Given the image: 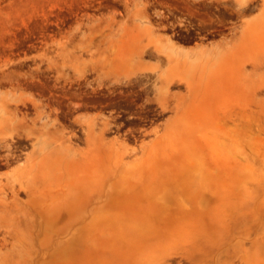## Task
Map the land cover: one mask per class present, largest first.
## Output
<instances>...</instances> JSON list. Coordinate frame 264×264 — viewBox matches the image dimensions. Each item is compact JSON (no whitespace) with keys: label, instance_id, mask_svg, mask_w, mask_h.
Returning a JSON list of instances; mask_svg holds the SVG:
<instances>
[{"label":"rangeland","instance_id":"374dc122","mask_svg":"<svg viewBox=\"0 0 264 264\" xmlns=\"http://www.w3.org/2000/svg\"><path fill=\"white\" fill-rule=\"evenodd\" d=\"M82 1L85 0H0V105L5 104L8 107H17L19 101L15 102V100L21 98V95L16 92V89L14 87H10L11 83L9 82L10 79L14 77V75L9 74H14V72L19 68L18 64L14 62V58L16 57L15 52L18 49L17 44L21 36V32L19 31L18 27L23 25L25 27L23 33L29 34L31 33V30H29V28H40V23L44 19L40 20L38 18H48L49 16L46 13L50 9H61L64 7L78 8L79 4ZM188 1H196L197 3V1L200 0ZM204 1V4H213L215 7L217 6L222 8L230 7L236 12H242V10H245L244 12H246L247 14H233V19H235V21L231 23L230 30L233 31L232 35L230 34V39H228L229 37H219V39H217L215 42H212L208 45H203V43L201 42L200 44H195L194 46L189 47L180 45L177 47L174 43L171 42L176 47V50L178 51V54L180 55V58L182 60L179 66H177L176 70L173 69L171 71L172 73L177 72L180 77L188 80L192 84L191 91L189 92L187 90L186 84L183 82L179 83V85H171V90H178L180 93H182V98L186 97L184 98L186 101L180 100L181 102H179L178 100L179 104H181L178 107H175L172 105L175 101L170 99V104L172 102L173 103L166 110L162 109L163 111H161L162 115L165 116L162 121L155 127L146 128V132L144 135H134V137H136L135 141H129V145L136 147L137 150L135 153L131 152L129 154H126L122 160L125 162V164H131L133 166L132 175H130L129 180L131 181L132 185L135 183L132 186L134 190L139 191L144 188L145 190H148L145 191V193L143 192L141 194V196H143V198L146 197L147 200L146 198L142 199V197L139 195L137 196L138 201L136 200V198H134L133 200H129V202L128 200L118 201V203L115 202L113 204H110V207L109 205H106L107 203H103L102 214H105L102 216V218L104 219V224L101 231V251L99 253L98 259L92 264H160L161 262L162 264H218L216 262L217 259L222 260V262L224 263L231 259L233 261V264H246V260L250 259L251 261L252 259L255 264H264V27L252 26L250 33L251 37L247 38L249 41L246 40V42L248 44H252V46L241 51L238 50V52L240 53H238L239 58L246 60L244 69L245 71H247V73L252 67L251 61H254L261 65L260 66L258 64L256 68L257 70L253 74H250L254 78L247 79L244 76L240 79L230 78V76H227L229 75L228 68L224 66H218L217 69L216 66L209 64L210 62H207L208 60L213 61V59H215L211 51L215 46L234 41V48L235 46L237 47L238 42H236L235 39L238 35L237 33L239 32L238 28L240 30V25L242 23L252 19V17L255 14H258L261 10H263L264 12V0H224L217 2L216 0ZM237 1L240 3H243L244 1L245 2L242 5H239ZM130 6L134 10L132 16L130 17V20L116 22L113 16H106L105 18H101L94 15L87 16L85 19H73L71 21V26L68 27L67 31L62 32L60 35L56 36V38L54 39V45L51 46V49L48 50L47 53L38 54V56H40L41 61L45 58L48 67L51 69H55L58 73H70L73 81H78L81 77L87 76V73L109 72L128 74L125 71L115 70L113 65V63L116 62L115 60L118 61V58H120L119 54H122L123 52L117 49V44L119 42V45L121 44L120 39L123 40L122 43L130 40L131 36L138 32V29H143L145 26H148L150 28L152 27L154 37L162 38V42H167L165 38L168 37H164L163 35L159 34L162 29H158L155 27L156 25L150 24L148 21L144 20L142 16V10L147 7L145 0H131ZM261 19L264 21V18ZM32 31H34L35 33L37 32V30ZM146 39L147 38L145 36L141 37V40L143 41H146ZM168 42L170 43L169 37ZM218 42L221 43L216 45V43ZM246 50L248 51L245 53ZM249 51H251V53ZM127 54H124L123 52L121 56H125L124 58H127V61L131 60V62H124V65L126 63L125 67H131L133 64L132 60L134 61L135 56L133 57L129 54L127 56ZM116 57L118 58L116 59ZM257 59L259 61L261 59V61L259 62ZM81 61L85 62L86 64L84 73H79L76 70V66H82ZM92 66H94L95 69H92ZM165 68V64H162L161 69L164 70ZM209 68L213 70L211 71ZM224 68L225 70H223ZM258 68H261L260 70L262 72L259 71ZM146 71L139 72L137 74L140 75L145 73ZM149 71L155 73L152 70ZM218 71L220 74L218 73ZM214 72L216 74H212ZM154 77L155 81L156 73ZM226 77L228 79H226ZM248 80L251 82H249ZM156 97L158 96H154L153 100L151 98V101L155 100L157 103V99H155ZM73 99L76 100L75 98ZM190 99H194L195 103L192 104V101ZM231 111L234 115V111L237 112L236 115L239 117H237L236 115L235 117L233 114L231 115ZM242 111L244 114L242 113ZM222 113H224L225 115ZM245 114L246 116H243ZM89 115L92 116L94 114H83L78 115V117L81 116L83 118ZM95 115L103 117L98 113H95ZM186 115L187 117H185ZM209 115L211 117H209ZM228 115L233 116V118H230L231 116L228 117ZM179 116L183 121H188L189 119H191L189 121L192 122L193 119V122L190 123L191 125L194 124L195 126L193 125V128H191V125L188 126L186 122L177 120V118H180ZM182 117H185L187 119L184 120ZM234 117L237 118L238 123L235 122L237 120L234 119ZM249 117H252L251 119L253 120V122H250L251 119ZM228 118L234 119L235 121L232 120L231 122V120H229ZM175 121H177L178 123H175ZM245 122L247 125L244 124ZM199 123L203 124V126ZM232 123L234 125H231ZM175 124L185 126L176 128L172 126ZM235 124L237 126H235ZM253 124H256L257 127ZM196 125L198 126L196 127ZM236 127L240 128L237 129ZM73 128H78V126L73 125ZM124 129V127L118 129L117 132L114 133L115 136L120 140L127 141L128 138L132 140L133 135H131V132L133 130L130 128V132L126 130V133H123L122 131ZM109 134L110 133L108 132L106 135L108 136ZM227 134H229V136ZM181 137L183 139H181ZM150 139L159 142V144L153 147L154 150H152V153L150 152V146L152 145L151 143L147 142L144 146L142 145L147 140L151 141ZM142 141L143 143H141ZM171 143L174 146L177 145L176 148L172 147L173 145L171 146ZM185 144L188 145H186L188 148L184 146ZM79 145L83 146L82 142L79 143ZM140 145H142V147ZM165 149H167V152L165 151ZM186 150L190 151V155ZM170 151H172V153ZM166 155L168 156L166 157ZM186 157H188V162L187 159H185ZM106 162H108L109 165H107ZM114 162L115 160L113 159H103L102 176L104 182H106V188L111 186L113 189L118 190L121 189V186L123 188V185H125L126 183H120L121 180L119 179L122 178V176L120 175L121 172H111L110 169L113 167ZM182 162H186V164H182ZM184 169H186V172L188 170L187 173L191 174L189 175L190 179L188 178V180H193L194 183L197 184L198 188L202 190L201 192L209 198L208 202H203V206L200 207L201 211L210 215L209 220L224 221L225 223H229V230L226 233L228 235H225V238L223 237L224 242L226 241L227 243H225V245L219 251L216 250L213 253L204 252V254L189 253L188 259L184 255H182V253L185 251L184 249H187V246L189 247L191 242L194 241L195 237H193V233H189L183 230L181 221L185 219H181L179 216H177V214L175 215V213H177L175 212L173 214L174 217L173 215H166L168 216V218L166 216H163V220L164 217H166L167 222H157L162 218L159 217V214H165L162 207V211H159L161 210L159 208L160 205L163 206V201H165L162 199L163 194L166 195L168 191L174 192L175 189L178 188L179 179L184 173ZM10 172H12L11 167L0 168V176H3L5 173ZM108 174H110V177H112L107 180L108 177L106 175ZM118 175L120 176L117 178ZM140 177L143 178L140 179ZM150 179H153L154 181L152 184H149L147 182V180ZM172 180L174 182L170 183ZM165 181L167 182L165 183ZM111 182L114 183L112 184ZM139 184L144 188L140 187V189ZM153 184L157 189L153 186ZM174 184L175 186H173ZM149 185L150 187L148 189ZM163 185H169V187L171 185L170 190L169 188H167L168 190L164 189V191L166 190V193H162ZM172 186L176 188H172ZM154 188L155 193L159 192L160 196H158L157 193L156 195L155 193L153 194L154 190L152 191V189ZM149 190H151L152 193ZM148 192H150L152 196H150V194H147ZM134 193H136V191H134ZM148 195L150 196L151 200L148 198ZM152 198L156 200L158 198L160 204L158 201L153 200ZM149 201L151 204L149 203ZM170 201H174L175 203H171L169 202V200L166 201L167 205L170 204L168 208L177 211L175 206L173 207V204H177L180 199H178L177 201L176 197V201ZM148 203L150 204V209L152 208V203L153 207H155L154 205H159L158 211L160 213H158L157 210L152 211L153 208L151 210L152 212L148 211L147 213L145 210H147L146 208L148 206ZM171 205L172 207L170 208ZM139 206H142L141 210L139 209ZM143 206H145V208H143ZM116 207H118L117 210ZM126 207L127 209L128 207H130V209L127 210ZM134 209L136 211H134ZM138 209L140 210V214L136 213L139 211ZM114 210L117 211L118 215L116 214V212L113 214ZM143 212L146 214H143ZM124 213L127 218L129 217L128 219L124 216ZM110 215L116 217H112ZM138 216H140L141 218H138ZM172 217L173 219L171 220ZM149 218L153 219L154 222H157L158 224H154L153 220L150 219L152 221V225H149L148 223L151 222ZM157 218L159 219L157 220ZM106 219L107 221L110 220L111 222L113 219V223H107ZM145 219H147L146 221L149 220V222L147 223L148 226H145ZM187 219H191L193 221L198 218H186V220ZM170 220L171 223L169 222ZM120 221L122 223H120ZM124 221H126L125 223H127V225H125ZM129 221H131L130 224L134 221L135 222L131 226L130 224H128ZM117 223L119 225H117ZM135 223H137V225ZM166 223L168 224L166 225ZM139 224H143L140 225V230ZM120 225L121 231L119 228ZM133 225H136L135 227H138V229L134 228ZM185 225V227H187V229L189 230L190 227L192 228L191 225L193 224ZM200 225L203 226L205 232H210L208 234L214 236L216 240H218V238L221 236L220 233L223 230L221 224H219V226H216L214 224L209 225L208 223H206V225H204L200 223ZM216 228L217 230L219 229V231L215 232ZM149 229L153 230L150 231ZM163 229L166 230L163 231ZM141 230L143 231V237H145V235L148 236L149 233H152L153 231H156L158 234H155L154 236L153 232L152 236L151 233L149 235V237L151 238H143L142 234L139 232ZM158 230H160V233L158 232ZM136 233L137 235H135ZM1 234L2 233L0 231V241ZM138 236L141 237L139 238ZM256 237H261L260 241H258L259 244L253 243ZM47 238H52L51 226L49 225H47L44 229L42 228V231H40V234L37 238L35 237L34 241L36 242V240L39 239L45 240ZM23 239L26 240L28 239V237L23 236ZM237 240H240L241 243L239 244ZM196 241L200 242V240L197 239ZM224 248H228L229 253H234V255L231 258L229 256H226L227 253H225ZM259 249H262L261 252L259 251ZM4 251L5 246L0 245V261L4 258ZM217 251L218 253H216ZM169 252L171 253L169 254ZM167 254H169V256L173 254V256L169 257ZM164 255L169 257H166L168 261L167 259H163L165 257ZM47 257H50L52 259H48L45 257L46 259L43 258L42 261H44L45 263L47 262L46 264H48L50 260L52 261H50V264L55 263L52 256ZM198 257L201 259L198 263H196ZM19 258L23 259L24 255L21 254Z\"/></svg>","mask_w":264,"mask_h":264},{"label":"bare ground","instance_id":"6f19581e","mask_svg":"<svg viewBox=\"0 0 264 264\" xmlns=\"http://www.w3.org/2000/svg\"><path fill=\"white\" fill-rule=\"evenodd\" d=\"M217 1H224V0H216V2ZM238 3H239V5L243 4L240 2H238ZM261 18H264L263 10H261L258 14H255L252 17V19L247 20L240 25L241 29L239 30V28H238L239 32L237 33L238 35L236 36V39H235V41L238 42L237 47L235 46V48H234V41L226 42L225 44H219L218 46L212 48V50H211L215 59H213V61L208 60L207 62H210L209 64L216 66V68L218 66H224V67L228 68L229 72L228 71L227 72L229 75H227V76H230V78L240 79L243 76L246 77L247 79L254 78L250 74H253L257 70L256 68H257V65L259 63L251 61L252 67H251L250 71H248V73H247V71H245V69H244L245 68L244 64H245L246 60L239 58L238 50L241 51V50L250 48L252 46V44H248L246 42V40L249 41L247 38L251 37L250 33H251V27L252 26L264 27V21ZM235 31H237V30H235ZM142 36H145L147 38L146 41L141 40ZM253 38H252V40H253ZM131 39L127 40L126 42H123V43H122L123 40L120 39L121 44L119 45L120 42L117 44L118 47H120V48L117 47V49L120 51H123L124 54L125 53L127 54V52H128L129 55H132L133 57L135 56L134 61L132 60V62H133L132 66L131 67H125L126 63L129 61L131 62V60H129V57H128L129 61H127L126 60L127 58L126 59L124 58L125 56H121L123 54V52H122V54H119L120 58L116 57V59L118 58V61L115 60L116 61L115 63L112 62L113 59H112V61L109 60L110 62L113 63L115 70L125 71L127 73H132V74L144 72L146 70H152L153 72L156 73V80H159L162 84V85L157 87V91H158L157 96L158 97H156L155 99H157L158 105L161 107V109L166 110L173 103L172 102L170 104L169 101L171 99V100L175 101L172 105L175 107H178L181 104V103L179 104V102H181L180 100H185L184 98H186V97L182 98V93H180L178 90H171V88H170L171 85H175V84L179 85V83L183 82L186 84L187 90L190 92L191 88H192V84L188 80L180 77V75L177 72L172 73V71H171L173 69L176 70L177 66H179V64L182 61L180 58V55L178 54V51L176 50V47L171 42L170 43L168 42V37L165 38L167 42H162V40H161L162 38H160V37L159 38L154 37L152 27L150 28L148 26H145L143 29H138V32L133 34L131 36ZM124 41H125V39H124ZM248 50H250V49H248ZM248 50H246L245 53ZM249 52L251 53V51H249ZM118 53H121V52H118ZM128 54H127V56H128ZM145 57H150L151 59H153V62L145 61L144 60ZM163 58H165V66H166V68L164 70L161 69L162 63L164 62ZM260 61H261V59H260ZM124 62H126L125 65H124ZM81 63H82V66H79V65L76 66V70L79 73H84V70L86 68V64H85V62H82V61H81ZM129 65H131V64H129ZM109 66H111V65H109ZM127 66H128V64H127ZM110 68H112V67H110ZM92 69H95L94 66H92ZM219 69H220V67H219ZM260 69H259V71H261ZM210 70L212 71L213 69H210ZM223 70H225V68ZM227 72H226V74H227ZM155 73H154V75H155ZM218 73H219V71H218ZM212 74H216V73L214 72ZM213 76H216V75H213ZM226 79H228V78L226 77ZM156 80H155V82H156ZM249 82H251V81H249ZM240 83H241V81H240ZM147 85H149V84H147ZM260 85H261V83H260ZM260 88H258V89H260ZM245 89H247V88H245ZM143 91H144V89H143ZM153 99L154 98H152V100ZM19 100L20 99H16L15 102L19 101ZM178 100H179V102H178ZM190 100L192 101L191 102L192 104L195 103L194 99H190ZM176 109H178V108H176ZM28 110L29 109H27V111ZM230 113H231V115L233 114L232 111ZM234 113H235V115L237 114V112H235V111H234ZM242 113H243V111H242ZM18 114H20V112H18L17 107H8L5 104L0 105V168L11 167V170H12V172L5 173L3 176H0V231L2 233L0 245L5 246L4 258L1 259L0 264H42L44 262V261H42L43 258L46 257L48 259H52V258L47 257V256L53 257V261L55 262L54 264H92L93 262H95L98 259L99 253L101 251V231H102V226L104 224L103 223L104 219L102 218V216L105 214V213L102 214L103 203H107L106 205H109V207H110V204H113L115 202L118 203V201H127L128 200V202H129V200H133L134 198H136V200H137V196H139V195L141 196V194L143 192L145 193V191H148V190H145V188L140 184H139L140 185L139 188L143 187L144 189L140 188L141 190L138 189L139 191L133 189L132 186L135 183L132 185L131 181L129 180L130 175H132L133 166L131 164H125V162L122 160L126 154H129L131 152L135 153L137 148L134 146H130L129 142H127L126 140H120L116 136H107L106 134L110 131L109 119L105 118V117H100V116L95 115V114L92 116L89 115V116L83 117V118L81 116H79V117L77 116V118H74L73 122L76 124V126H78V128L70 129L71 130L70 134H68V132L65 131L63 128H58V127L54 126V124H52L53 129H51V130L47 129L45 127V124L42 127H36V120L37 119L29 120V119H27V117L25 115L19 116ZM191 114H192V112H191ZM222 114H224V113H222ZM77 115H79V114H77ZM81 115H82V113H81ZM187 115L185 117H187ZM231 115H228V117ZM238 115H239V113H238ZM252 115H253V113H252ZM205 116H207V115H205ZM226 116H227V112H226ZM243 116H246V114ZM185 117L184 118L182 117V118L185 120V119H187ZM189 117H188V119H189ZM209 117H211V116L209 115ZM235 117H234V119L237 120V118H235ZM237 117H239V116H237ZM253 117H254V115H253ZM230 118H233V116H231ZM38 119H40V116L38 117ZM210 119H212V118H210ZM234 119H229V120H231V122H232V120H234ZM177 120L180 121L181 117L179 119L177 118ZM189 120H191V119H189ZM189 120L188 121L181 120V121L186 122L187 125L190 126L191 123L193 122V119H192V122ZM224 121H225V119H224ZM176 122L177 121H175V123ZM235 122L238 123V120ZM250 122H253V120L251 119ZM233 123L231 125H234ZM180 124H175L172 126L176 127V128L180 127V126H185V125H180ZM199 124L203 126V124H201V123H199ZM244 124H246V122ZM193 125H191V128H193L192 127ZM206 125H208V124H206ZM197 126L198 125H196V127ZM235 126H237V125L235 124ZM248 126H249V124H248ZM255 126H256V124H255ZM238 128H240V127H238ZM230 130H232V129H230ZM172 131H175V130H172ZM190 131H191V129H190ZM227 135L229 136V134H227ZM159 137H160V135H159ZM181 139H183V138L181 137ZM81 142H82L83 146L79 145V143H81ZM147 142L152 144L151 145L152 147L150 146V148H151L150 152L151 153L153 152L152 150H154L153 147L155 145L159 144L158 141H155V140L148 141L147 140L142 145L144 146ZM141 143H143V141ZM182 143H183V141H182ZM142 145H140V146L142 147ZM170 145L172 146L173 144L171 143ZM186 145L187 144H185L184 146L186 148H188L187 147L188 145L187 146ZM189 145H190V143H189ZM176 146L173 145L172 147L176 148ZM171 149H169V150H171ZM189 150H186V151L190 155ZM165 151L167 152V149H165ZM191 151H194V150H191ZM156 152H157V150H156ZM170 152L172 153V151H170ZM175 153H177V152H175ZM168 155H166V157ZM188 157L185 158V159H187V162H188ZM103 159L115 160V162L113 163V167L110 170H111V172H116V171H118L119 173L121 172L120 175L122 176V178L119 179V180H121L120 183L121 182L123 184L126 183L125 185H123V188H122V186H121V189H118V190L113 189L111 186H109L110 188L109 187L106 188V182H104L103 176H102ZM179 162H181V161H179ZM106 163H107V165H109L108 162H106ZM182 164H186V162L185 163L182 162ZM180 165H181V163H180ZM183 166H185V165H183ZM180 167H182V166H180ZM187 172H188V170H187ZM187 172H186V169H184V173L182 174V176L179 179L178 188L175 189L174 192H172V191H168L167 193L165 192L166 190H168L167 188H169V190H170V187L172 184L170 185V187H169V185L168 186L163 185L162 193L165 192L166 195L163 194L162 199L165 201H163L164 202L163 206L160 205L159 208L161 209V207H162L165 214H159V217H162V218L160 220H158L159 218H157L158 221L157 220L156 221L158 223H159V221L165 223V222H167L166 219L168 218V216H172L175 212H177V213H175V215L177 214V216H179L181 219H185V220L181 221V226H182L183 230H185L189 233H193L194 234L193 237H195V239L192 237L194 239V241L192 240L193 242H191L189 247L187 246V249H184L185 251L182 253V255H184L188 259L189 253H191V254H196V253L204 254V252H209V253L212 252L213 253L216 250L219 251L225 245V243H227L226 241L224 242L223 237L225 235H228L226 233L229 230V223H225L224 221L209 220L210 215L208 213H204L201 211L200 207L203 206V202H208L209 198H208V196H206L204 193L201 192L202 190H200L198 188L197 184H195L193 180H188V178L190 177L189 175H191V174L187 173ZM153 174H155V173H153ZM120 175H118L117 178ZM106 176L108 177L107 180L112 177V176L110 177V174H108ZM142 178L143 177H140V179H142ZM169 179H170V177H169ZM115 180H113V181H115ZM132 182H135V181H132ZM140 182H141V180H140ZM147 182L149 184H152L154 181H153V179H150V180H147ZM166 182L167 181H165V183ZM172 182H174V181L172 180L170 183H172ZM120 183H118V184H120ZM138 183H137V185H138ZM170 183H167V184H170ZM114 186H116V185H114ZM153 186H154V184H153ZM164 186H165V188H164ZM173 186H175V184ZM173 186H172V188H176ZM149 187H150V185L148 186V189H149ZM154 187L156 188V186H154ZM155 188L152 189V191L154 190L153 194L155 193ZM164 189H166V190L164 191ZM222 189H223V187H222ZM134 191H136V193H134ZM149 191L152 193L151 190H149ZM150 192H148L147 194H150ZM156 193H155V195H156ZM157 194H158V196H160L159 192ZM150 196H152V194H150ZM150 196L148 197L149 199H150ZM141 197H142V199L146 198V197L143 198V196H141ZM176 197H177V201H178V199H180V201L177 204H173V207L175 206L177 211H175L173 209H172L173 210L172 211L171 209L168 208L170 204L167 205L166 201H168V200H169V202H171L170 200L176 201ZM146 200H147V198H146ZM153 200H156V199H153ZM140 201H141V199H140ZM156 201H158V198ZM158 202L160 204V201H158ZM173 202L174 201H172L171 203H173ZM122 203H124V202H122ZM149 203H150V201H149ZM149 203H148V206L146 208L147 210H145L147 213H148V211L152 212L154 210L155 211L157 210L158 213H160L162 211V209L161 210L158 209L159 205H157V206L154 205L155 207H153V203L151 205L153 210H152V208L150 209L149 205L151 203L150 204ZM106 205H105V207H106ZM124 205H126V204H124ZM114 206H115V204H114ZM123 207H122V209H123ZM141 207L139 208L140 210H141ZM171 207H172V205L170 206V208ZM117 208L118 207H116V210H117ZM137 208H138V206H137ZM143 208H145V206H143ZM143 208H142V210H143ZM126 209H127V207H126ZM128 209H130V207H128ZM135 209H134V211H136ZM116 210H114L113 214L115 212L117 214ZM140 210L136 213L140 214ZM141 213H142V211H141ZM154 213H156V212H154ZM143 214H146V213L143 212ZM149 214H151V213H149ZM166 215H168V216H166ZM227 215H229V214H227ZM110 216H112V215H110ZM116 216H112V217H116ZM124 216H125V213H124ZM140 216H138V218H141ZM163 216H166L167 218L164 217V220H163ZM173 217H174V215H173ZM173 217L171 218V220L173 219ZM195 217L198 219L193 220V221L191 219L186 220V218L194 219ZM106 218H108V217H106ZM133 218H134V216H133ZM119 219H121V218H119ZM122 219H124V218H122ZM150 219L151 218H149V220ZM138 220H140V219H138ZM146 220L147 219H145V221ZM149 220L146 221L145 226H148L147 223L149 222ZM151 220H153V219H151ZM171 220L169 221L170 223H171ZM106 221H107V219H106ZM126 221H124V223ZM108 222L113 223V219H112V222L110 220L107 221V223ZM116 222H115V224H116ZM130 222L131 221H129L128 224H130ZM134 222H132L130 225L132 226V224H134ZM120 223H122V222L120 221ZM153 223L156 224L154 222V220H153ZM168 223H166V225ZM200 223L204 224V225H206V223H208L209 225L214 224L216 226H219V224H221V227H223V230L220 233L221 236L218 238V240H216L214 236H211L210 234H208L210 232H208V233L205 232L203 226H201ZM135 224L137 225V223H135ZM148 224L152 225V221L149 222ZM185 224H193V225H191L192 228L190 227V229L188 230L187 227H185L186 226ZM47 225L51 226L52 238H50V239L47 238L45 240L39 239V240H36V242H35L34 241L35 237L37 238L38 235L40 234V231H42V228L44 229ZM117 225H119V224L117 223ZM125 225H127V223H125ZM140 225H143V224H139V226ZM135 226H134V228L138 229V227H135ZM169 226H170V224H169ZM109 228H112V227H109ZM119 228L121 231V225ZM125 228H126V226H125ZM140 228H141V226L139 227V230H140ZM122 229H123V227H122ZM149 230L152 231L153 229L152 230L149 229ZM160 230H158L159 233H160ZM164 230H166V229H163V231ZM141 231H139V232L142 234L143 231L142 232ZM217 231H219V229L217 230V228H216L215 232H217ZM112 232H114V231H112ZM137 233H138V231H137ZM137 233L135 235H137ZM150 233H149V235H150ZM152 233H151V236H152ZM161 233H162V231H161ZM102 234H104V233H102ZM155 234H158V233L155 231L154 236H155ZM138 235H139V233H138ZM149 235L148 236L145 235V237L147 238V237H149ZM23 236L28 237V239L24 240ZM142 237H143V234H142ZM145 237H143V238H145ZM8 238H9V240H8ZM134 238H137V237H134ZM149 238H151V237H149ZM196 239L200 240V242L196 241ZM260 239H261V237H256L255 240L253 241V243L257 244L258 241H260ZM237 242L239 244L241 243L240 240H237ZM16 246H17V248H16ZM184 248H186V247H184ZM224 250H225V253H227L226 256H229L231 258L234 255V253H232V254L229 253L228 248H224ZM261 250L262 249H259L260 252H261ZM218 251L216 253H218ZM170 253L171 252H169V254ZM21 254L24 255L23 259L19 258V256ZM169 254H167V255L169 256ZM205 255H206V253H205ZM236 255H238V254H236ZM164 256L165 257L163 259H167V258L173 256V254L170 255L169 257H167L166 255H164ZM200 259L201 258L198 257L196 263H198ZM223 260H225V259H223ZM248 260L245 261L246 264H255V262L252 261V259H251V261H250V259H248ZM50 261L48 264H50ZM161 261H162V259H161ZM167 261H168V259H167ZM216 262L218 264H233V261L231 259H229V261H226L225 263L222 262V260H220V259H217ZM46 263L44 262L43 264H46ZM160 264H162V262Z\"/></svg>","mask_w":264,"mask_h":264},{"label":"flooded vegetation","instance_id":"af4514ba","mask_svg":"<svg viewBox=\"0 0 264 264\" xmlns=\"http://www.w3.org/2000/svg\"><path fill=\"white\" fill-rule=\"evenodd\" d=\"M145 2L147 7L142 10L144 20L162 29L159 34L168 36L170 42L177 47L194 46L201 42L208 45L219 37L230 39L233 31L230 30L231 23L235 21L233 14H247L245 10L236 12L230 7L216 8L213 4H204V0L197 3L188 0ZM130 3L131 0H85L78 8L50 9L46 13L48 18H38L44 19L40 28H29V34L23 33V25L18 27L21 36L14 62L19 68L14 74H9L14 75L9 82L10 87H14L21 95L17 104L19 116L25 115L29 120L37 119L36 127L45 124L51 130L54 124L70 134L73 124L76 125L73 121L77 114L98 113L109 119L108 136H115L114 133L121 127L125 128L123 133L126 130L130 132L131 128L133 139L128 138L127 142L135 141L134 135H144L146 128L155 127L162 121L165 117L161 112L163 110L155 100H150L158 94L157 87L162 84L159 80L154 81V73L151 71L147 70L140 75L87 73V76L73 81L70 73H58L48 67L45 58L41 61L38 56L51 49L56 36L67 31L73 19H85L94 15L101 18L113 16L116 22L130 20L134 12ZM144 60L153 62L150 57H145ZM163 60L165 64V58Z\"/></svg>","mask_w":264,"mask_h":264}]
</instances>
